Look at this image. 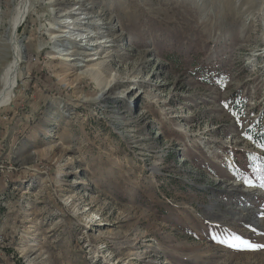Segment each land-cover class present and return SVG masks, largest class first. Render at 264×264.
<instances>
[{
    "label": "rangeland",
    "instance_id": "rangeland-1",
    "mask_svg": "<svg viewBox=\"0 0 264 264\" xmlns=\"http://www.w3.org/2000/svg\"><path fill=\"white\" fill-rule=\"evenodd\" d=\"M28 1L11 32L0 0V52L25 49L0 264H264V6ZM61 30L93 60L56 58Z\"/></svg>",
    "mask_w": 264,
    "mask_h": 264
},
{
    "label": "bare ground",
    "instance_id": "bare-ground-1",
    "mask_svg": "<svg viewBox=\"0 0 264 264\" xmlns=\"http://www.w3.org/2000/svg\"><path fill=\"white\" fill-rule=\"evenodd\" d=\"M80 2L85 1V0H78ZM102 2H132V3H140L143 2L144 4H159V3H169V2H178V1H183L184 4H191V3H203V4H208V5H213L216 6L218 4L221 5H234L236 6V8H240L241 4H249V5H260L264 6V0H100ZM29 1L28 0H20L19 2V7L15 9V11H11V15L10 18L7 21V31L11 30V32H14L19 26L20 24H22V22L25 20L26 16L29 14ZM92 4L93 0H91ZM83 3L80 4V6H78L77 8H75L74 12H68L66 13V16L69 17V15L71 13L73 14H77V9L79 10H83L85 8L82 7ZM85 6V5H84ZM262 9V8H261ZM253 10V9H252ZM31 12V11H30ZM61 16V15H59ZM84 17H82L81 19H83ZM74 21H79V19H75ZM74 21H61V25L62 26H66L69 23H72ZM80 22V21H79ZM1 25V23H0ZM73 30H79L81 32H85V30L83 31L82 28H78V27H74ZM60 32H62V34L60 35H52L50 36V39L53 40V42L56 43H60V44H65L66 42H71L73 43L72 47L70 48L71 50L69 51H65V52H60L58 51V54L64 56V57H56L58 59H60L61 61L64 62H72L71 66L75 67V66H82L81 64H79V60L81 61H90L93 60V58H86L88 56L94 55V53L91 52H85V53H79L76 52L78 49V45L77 43L79 41L82 40V38H85V35H83V33L80 34H73L71 33L69 34H63L64 30H61ZM6 41V39H3ZM8 43V41H6ZM10 44V45H9ZM9 48L6 49L4 48L1 52H0V63H5V60H7L8 62L6 63V65L2 68V71L0 73V106L8 104L11 101L12 98V94L15 90V88L18 85V82L21 78V75L23 73L22 71V63L25 60V49L22 51L19 46L17 45V37H14L11 35H9ZM87 45L85 46H92L94 45V43L91 42H87ZM76 48V49H74ZM73 49V50H72ZM87 49H90V47H87ZM81 55H84L81 57ZM1 66V65H0ZM94 223V222H93ZM29 243V242H28Z\"/></svg>",
    "mask_w": 264,
    "mask_h": 264
},
{
    "label": "snow or ice",
    "instance_id": "snow-or-ice-1",
    "mask_svg": "<svg viewBox=\"0 0 264 264\" xmlns=\"http://www.w3.org/2000/svg\"><path fill=\"white\" fill-rule=\"evenodd\" d=\"M248 246L251 247V248L264 247V246H256V245H251V244H249Z\"/></svg>",
    "mask_w": 264,
    "mask_h": 264
},
{
    "label": "trees",
    "instance_id": "trees-1",
    "mask_svg": "<svg viewBox=\"0 0 264 264\" xmlns=\"http://www.w3.org/2000/svg\"><path fill=\"white\" fill-rule=\"evenodd\" d=\"M13 251V250H12Z\"/></svg>",
    "mask_w": 264,
    "mask_h": 264
}]
</instances>
